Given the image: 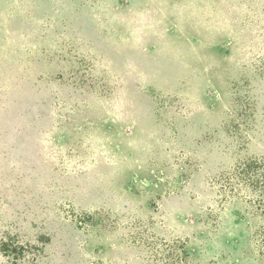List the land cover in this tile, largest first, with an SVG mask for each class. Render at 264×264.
Masks as SVG:
<instances>
[{
  "label": "rangeland",
  "instance_id": "obj_1",
  "mask_svg": "<svg viewBox=\"0 0 264 264\" xmlns=\"http://www.w3.org/2000/svg\"><path fill=\"white\" fill-rule=\"evenodd\" d=\"M263 176L264 0H0V264H264Z\"/></svg>",
  "mask_w": 264,
  "mask_h": 264
},
{
  "label": "trees",
  "instance_id": "obj_2",
  "mask_svg": "<svg viewBox=\"0 0 264 264\" xmlns=\"http://www.w3.org/2000/svg\"><path fill=\"white\" fill-rule=\"evenodd\" d=\"M257 162H259L258 159L249 158L240 165L241 171L239 173L240 174L239 183L242 182L249 183L253 181V178L256 176L257 170L259 169ZM256 181H258V183L253 186L255 188V191L258 192L260 190L258 198L260 197L259 200L264 203V176H263L262 184L259 182V179H257ZM262 214L264 216V212ZM259 231H264V226L260 227ZM262 236L263 237L261 238V245L264 247V234ZM39 240L46 243L50 242L49 239H47V241H43L46 240V238H41V237L39 238ZM1 245L4 251L7 253L16 252L19 255L24 251L22 247L16 245V240L11 237H8L6 240L2 241Z\"/></svg>",
  "mask_w": 264,
  "mask_h": 264
}]
</instances>
